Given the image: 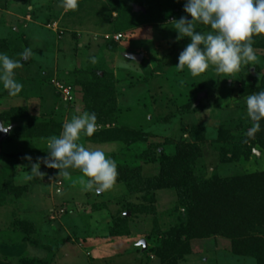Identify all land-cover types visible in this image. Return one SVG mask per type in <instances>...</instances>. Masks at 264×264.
<instances>
[{"label":"rangeland","instance_id":"374dc122","mask_svg":"<svg viewBox=\"0 0 264 264\" xmlns=\"http://www.w3.org/2000/svg\"><path fill=\"white\" fill-rule=\"evenodd\" d=\"M123 3L134 15L143 12L128 0H78L76 9L64 8L62 0H0V41L6 46L0 52L13 59H20L18 54L25 48L35 53L18 70L16 79L23 84L20 93L9 95L0 84V90L6 92L0 97V111L25 108L23 126L27 121L57 122L61 132L73 115L87 111L86 92L103 79L114 95L119 125L146 139L125 151L124 146L82 137L86 147L100 148L110 158L115 154L120 161L133 160L150 144L196 143L194 130H203L202 141L196 144L198 165L203 168L197 169L196 177L263 171L264 155L257 145H250L253 156L248 161H221L218 137L235 134L240 124L246 135L252 134L245 101L238 93L245 81L264 79V50H256L258 63L244 65L231 76L218 75L214 67L193 76L187 67H176L180 52L190 42L176 39L171 22L180 17L169 16L164 22L139 19L133 27L118 29L114 23L119 13L114 7L123 9ZM118 34L122 39L115 41ZM132 55H142L141 63ZM57 84L70 88L71 101L63 99ZM192 99L200 105L197 112L179 113ZM118 123L97 130L112 129ZM1 145L0 185L10 179L23 194L14 204L0 206V257L8 256L17 263L24 256L33 264H162L150 249H156L164 235L178 225L174 190L156 191L151 204L141 195H127L118 183L96 195L81 190L78 170L63 177L43 164V179L28 180L31 164L24 157L31 156L34 163L37 157L47 156L46 140L16 138ZM173 149L166 148L167 154ZM139 165L144 177L159 175L158 164ZM129 204L151 205L154 214L132 216ZM125 215L130 218L126 223L129 234L111 237L115 218ZM155 220L160 232L148 241ZM20 223L32 230L30 241L21 242ZM142 240L147 241L145 251L138 245ZM230 249V240L223 237L192 240L190 254L178 264H256L232 255Z\"/></svg>","mask_w":264,"mask_h":264},{"label":"trees","instance_id":"16d2710c","mask_svg":"<svg viewBox=\"0 0 264 264\" xmlns=\"http://www.w3.org/2000/svg\"><path fill=\"white\" fill-rule=\"evenodd\" d=\"M137 3L144 12L134 15L131 8L123 3L114 7L119 13L114 25L116 28L133 27L136 21L164 22L169 16L181 17L185 0H128ZM81 2V1H79ZM125 11V13H124ZM205 25H197V30H203ZM254 48L264 50V34L253 37ZM0 48H6L5 42L0 41ZM252 77V76H251ZM252 82H244L239 90V97L246 101L247 96L254 92L264 90V79L252 78ZM95 90V91H93ZM93 91V93H92ZM6 92L0 90V97ZM85 104L88 112H94L97 116V125L118 123L115 112V98L105 81H101L91 90L86 92ZM200 105L192 99L188 104L181 107L179 113L197 112ZM27 117L25 108H11L8 111H0V121L5 126L8 124L12 129L7 138L0 142H10L12 139L46 138L57 135L60 132L61 123H32L22 121ZM250 120V119H249ZM19 122L16 123V122ZM250 127H253V122ZM243 125L236 128V133L219 135V154L223 162L248 161L252 154L253 145H257L264 155V122L261 129L246 135ZM194 130V129H193ZM195 131V142L167 144H150L141 154L135 155L132 160L116 158L111 159L117 164V182L123 185L129 196L141 195L145 202L153 201L156 191L172 189L177 196L176 210L179 211L178 225L170 229L164 235L163 240L156 249H150L161 260L162 264H178L184 256L190 254V242L192 240H204L212 237H223L231 242V253L234 256L248 258L256 264H264V170L260 172H238L231 175L207 174V177H196V171L203 166L198 165L197 142L202 141L203 130ZM198 133V134H197ZM92 142L101 144L111 143L124 146L125 151L136 148L138 142H144L145 137L133 132L122 125L112 129L96 131L92 137H87ZM220 138V139H219ZM251 145V146H250ZM174 147L172 154L166 152V148ZM138 153V152H137ZM1 154V153H0ZM158 164L159 175L144 177L140 172L139 163ZM23 189L15 187L14 182L6 179L0 185V206L14 204L21 198ZM14 199V200H13ZM128 211L132 216L153 215V209L143 204H129ZM129 217L118 216L114 226L110 230L111 237H122L129 234L126 223ZM24 223L18 224L21 232V242L30 241L31 231ZM26 225V224H25ZM31 225V224H30ZM32 228V227H31ZM17 230V229H16ZM19 230V229H18ZM17 230V231H18ZM14 232H16L14 230ZM160 232L157 221H154L153 232L146 237L151 241ZM147 242V241H146ZM13 246V245H11ZM16 246V245H15ZM33 260L24 256L19 257L17 263L9 260L8 256L0 257V264H33Z\"/></svg>","mask_w":264,"mask_h":264},{"label":"clouds","instance_id":"9594fccd","mask_svg":"<svg viewBox=\"0 0 264 264\" xmlns=\"http://www.w3.org/2000/svg\"><path fill=\"white\" fill-rule=\"evenodd\" d=\"M62 6L76 9L78 0H62ZM183 12L185 16L171 22L176 39L190 41L178 56L177 68L187 67L193 76H198L214 67L218 75L231 76L239 73L242 66L259 62L253 37L264 34V0H185ZM198 24L208 26L209 31L197 30ZM18 55L20 59H13L0 52V84L13 96L23 89L16 79L18 70L35 53L29 47ZM245 105L246 115L253 122L250 131L257 132L264 122V90L249 94ZM97 127L94 112L73 115L58 136L46 138L47 156L37 157L34 163L31 156L24 157L31 164L26 179H43L45 174L40 171L43 164L63 177H70V170H78L81 173L78 183L84 192L100 195L111 190L118 177L115 160L104 150L90 149L81 142L82 137H92ZM10 130L9 124L0 122V132Z\"/></svg>","mask_w":264,"mask_h":264},{"label":"water","instance_id":"95a60500","mask_svg":"<svg viewBox=\"0 0 264 264\" xmlns=\"http://www.w3.org/2000/svg\"><path fill=\"white\" fill-rule=\"evenodd\" d=\"M141 10L144 12V10L142 8H141ZM131 58L134 59L138 64H140L143 56L142 55H132ZM11 129H12V126H11ZM9 133L10 132H8V133L0 132V142L3 141L5 138H7ZM138 245L142 246V251H145V249H146V241L145 240L140 241L138 243Z\"/></svg>","mask_w":264,"mask_h":264},{"label":"built area","instance_id":"2783aa9c","mask_svg":"<svg viewBox=\"0 0 264 264\" xmlns=\"http://www.w3.org/2000/svg\"><path fill=\"white\" fill-rule=\"evenodd\" d=\"M120 39H122V36L120 34H118L117 36L114 37V40L115 41H119ZM57 88L59 90H62L63 91V95L62 96H63V99L65 101H68L69 102V101L72 100L70 88L64 89L62 86H60L58 84H57Z\"/></svg>","mask_w":264,"mask_h":264}]
</instances>
